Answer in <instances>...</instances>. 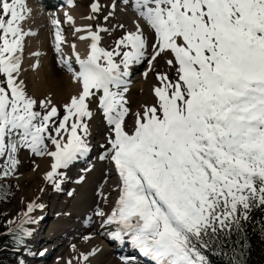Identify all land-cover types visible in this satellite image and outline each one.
Masks as SVG:
<instances>
[{
  "label": "snow or ice",
  "instance_id": "6c2138e0",
  "mask_svg": "<svg viewBox=\"0 0 264 264\" xmlns=\"http://www.w3.org/2000/svg\"><path fill=\"white\" fill-rule=\"evenodd\" d=\"M133 7L154 32L149 65L170 54L166 62L176 79L157 76L158 102L136 114L129 132L126 77L148 48L140 26L112 51L100 46L106 29L81 36L91 42L85 58L75 54L78 71L61 57L81 85L61 118L53 101L31 96L21 78L25 38L34 35L23 26L31 9L26 0H0L3 175L18 164V150L27 148L52 158L45 178L59 189V170L89 151L87 121L98 101L113 132L100 159L110 155L120 179L119 198L104 221L117 225L112 238H129L155 264H210L201 249L239 230L254 207H264V0H134ZM52 23L61 53L60 21ZM34 207L29 204L24 215Z\"/></svg>",
  "mask_w": 264,
  "mask_h": 264
},
{
  "label": "bare ground",
  "instance_id": "6f19581e",
  "mask_svg": "<svg viewBox=\"0 0 264 264\" xmlns=\"http://www.w3.org/2000/svg\"><path fill=\"white\" fill-rule=\"evenodd\" d=\"M40 2L43 4H48L49 0H40ZM95 3L101 4L99 0H95ZM133 4L134 0H127V2H125V0H113L108 4H101L100 10L98 11V15L100 16V23L99 26H97L96 31H98L99 29H106V32H109L112 30V28L115 27L117 29L121 28L130 32H134L136 31V26L139 25L148 42V48L146 52L147 54L148 51L152 49L151 46L154 43V32L153 30L151 31L150 29H148L149 33H145V31L143 30L145 29V24L141 22L140 24L135 20L134 17H141L134 10ZM76 5L77 0H74L72 5L62 6L60 12L58 11V8L54 9L53 7H50V9H48L49 12L45 10V16L38 15L39 20L36 19L35 21V24H37V22L39 23V21L42 20L43 25L38 26L37 28H34L33 26L30 29V32H35V37L33 38V47L35 48L34 53L41 54L40 57L44 53H47L49 55L48 48L49 43L51 42L50 39H48V31L50 30L53 43L52 53L53 56H55L56 26L53 25V19L51 18H58V20L60 21L59 28L61 29L62 35L64 37V42L61 44V53L59 57H55L56 60L55 62H53L55 63L54 65L57 69H54L51 64L53 57L52 55L51 57L50 55L46 58L42 57L43 63L41 66L43 67L41 68V71L43 69V71L45 70V73H47L48 85H50L57 91L66 89V87H64V84L61 88L58 89L52 86L53 82L55 81H57L56 83H59L60 81L64 82L63 79L56 78V75H54L55 73H59L65 78L61 68L66 66L60 63L61 57L69 60V62L73 64V68L78 71L79 65L75 63V54L79 53L81 58H85L87 53L84 52V49H86L87 52L88 49L85 47H89L90 45V42H88L87 46H83V44H81L82 47L79 48L78 45H75V50L73 51V47L66 44L67 28H71V31L73 32H76L75 29L77 28L82 29V31L80 32H87L88 27L92 26V19H89V22L85 23H80V21L75 19V16L77 19H81V16H79L80 13L78 14L77 10L75 9V7H77ZM117 5H121V7L118 6L119 8L116 9ZM107 6L111 10V12L109 11V14L104 13L102 10L105 7L108 8ZM68 16L72 17V22H69L67 20ZM105 17H107V19H105ZM68 23L70 24L69 27ZM121 25L123 27H121ZM71 52L73 56L71 55ZM38 56L34 55V57H32L30 55V57L33 58L34 61H38L40 59ZM162 58L163 56L158 57L155 61H152L151 66L148 64L145 67L144 64L142 73L137 78H134L132 74L134 73V70H137L139 68L138 65L140 63L133 64L129 68V76L131 75V77H126L128 84H126V87L128 90L124 94L128 98V103L132 102L138 95L141 96L137 106V113L141 114L146 106H154L156 105V102H158L157 97L154 93V89L159 85L153 84V82L150 81L149 78L153 76V71L156 67L155 65L159 61H162V65L164 64L163 68H165L169 74L171 73L172 67L167 64V59L164 60ZM145 73H147V75H145ZM67 77L68 81H65L64 83L70 84V92H75L76 89L78 90V86L81 87V85L74 79L71 73L69 76L67 75ZM138 80H141L140 85H133V83ZM43 85L44 83L41 84V90L43 89ZM66 92H68V89H66ZM134 93L138 94L136 95ZM134 111L135 110H133V112ZM136 114L133 113L135 117ZM96 115L97 114L95 113L94 116ZM91 124L92 125L90 130L92 132L96 128V124L94 122ZM88 145L89 151L87 152V154L90 152L91 147L90 143H88ZM102 145L103 144L98 143L97 147L101 148ZM53 150H55L54 147H52L49 151ZM87 154L76 159L71 165H69L67 169L59 170L62 175H60V178L58 179L55 178L59 183V189H57L51 182L52 190L54 192L51 196H49V198H51L49 200V203L52 202L54 206L52 207V209L49 206V208L51 209V213L44 216L42 226L40 228L38 227V233H36V235L34 236V240L38 242L36 244L37 250H39V254L43 253L42 256L44 257L43 259L38 260L36 263L127 264L128 262V264H139L136 263L138 261L143 264H155V262L151 260V258L138 255L137 252H139V250L131 244L129 238L125 237L123 240H115L112 238L111 234L117 231V225L104 224V221L107 219V216L111 214V211L115 207L116 201L119 198L120 180H116L119 178V175L115 169L114 162L111 161L110 157L103 160L94 159L93 161H90L91 153L89 155ZM52 162V158L48 155H45V158L41 160L40 164L35 168V170L33 169V172H31V174L28 176L29 178L26 177L27 179H25V182L29 183V185L31 184L28 194L26 192L24 193L26 194V196L29 195V197L34 200L36 199V197H40L45 189V186L47 185L45 177L46 174L51 171ZM77 162H81L79 164L81 167L83 165L85 166L86 164V166H88L91 163V167L95 166L92 171L93 174H90V177L87 180L82 181L81 183H79V181L75 179V175L81 172L80 166L75 169ZM110 162H113V169H111L110 167ZM117 189L118 196L116 193ZM97 210L103 211L105 215L103 217L98 216L96 214ZM51 220H56V222L50 225ZM113 242H115V246L111 245V243ZM126 246L127 250L125 249ZM125 250H130L129 253L133 252L134 255L124 254ZM84 255H88L87 261L83 260Z\"/></svg>",
  "mask_w": 264,
  "mask_h": 264
},
{
  "label": "rangeland",
  "instance_id": "374dc122",
  "mask_svg": "<svg viewBox=\"0 0 264 264\" xmlns=\"http://www.w3.org/2000/svg\"><path fill=\"white\" fill-rule=\"evenodd\" d=\"M99 1L101 4H108L109 2H111L113 0H109V1L108 0H99ZM26 2H27V7L31 9V12L27 18L28 20H26L24 22L23 26H24V29L26 31H30L31 27H33V26H34V28H37L38 26L43 25L41 19H40L41 21H39V23L37 22V24H35V21H36V19L39 20L38 15L45 16L46 15L45 10H47L49 12V10H48L49 8H48L47 4L41 3L40 0H26ZM93 4H95V0H77V5H76L77 7H75L78 14L80 13L79 16H81L80 17L81 19H79V18L77 19L76 16H75V19L80 21V23L89 22V17H91L92 26L90 25L91 27H88V29H87L88 31H96L97 26H99V23H100V16L98 15V12L93 13V11H92V5ZM101 4H99V7H101ZM118 6L121 7V5H117L116 9L119 8ZM102 10L104 13H107V14H109V11L111 12L109 7L108 8L105 7ZM47 11H46V13H47ZM134 18L137 22H139V23L141 22V23L145 24V26H144L145 29H143L145 31V33H149L148 29H150L152 31L150 26L147 25L146 21L143 18H137V17H134ZM51 19L58 20V18H54V17H52ZM93 23H94V25H93ZM69 26H70V24L68 23V27ZM88 31L87 32H73V31H71V28H67L66 44L70 45L71 47L73 45H78V48L82 47L81 44H83V46H87L88 42H91L90 39L89 40H81L80 37L86 36L88 34ZM128 32H130V31L125 30V29H121V28L117 29L115 27L112 28V30L109 32L103 31L100 33V36H101L100 46L105 48L108 51H112L116 48V42L119 39H121ZM48 33H49L48 39H50V42H51V43H49V48H48L49 50L48 51H49V55L51 57V55L53 56V53H52L53 43H52V37H51L50 30L48 31ZM34 37H35V32H34V35H30V36L25 38V48H24V53H23V65H22L23 72H22L21 78L25 81L28 93L31 96H33L34 98H36L38 101L44 100V99H51L53 101V104L55 106H57V108L59 109L60 117L62 118L64 115L63 106L66 103L70 102V98L72 96L77 95L80 92L81 87L78 86V90L76 89L75 92H70V89H69L70 84L64 83L65 81H68L67 75L69 76L71 73L67 70L66 67L61 68L65 78L59 73L54 74V75H56V78L63 79L64 82L60 81L59 83H56L57 81H55V82H53L52 86L58 89V88H61L64 84V87H66V89H68V92H66V89H61L60 91H57V90L53 89L50 85H48L47 73H45V70L43 71V69L41 71V68H43L41 66L43 63V58H46L49 55L47 53H44V54L42 53L43 55L40 57V55H41L40 54L38 56L40 58L39 59L40 61L35 60L36 62L34 61L33 58L30 57V55L32 57H34V55H32L34 53V49H35L33 47V45H34L33 38ZM85 48H87L89 51V47H85ZM127 50H129V49H122L121 51H127ZM152 51H153V49L148 51L144 61H142L138 65L139 68L137 70H134V73L132 74V76L134 78H137L138 76L141 75L144 64H145V67L149 64L148 61L151 57L150 54L152 53ZM44 52H45V50H44ZM84 52L87 53L86 49H84ZM59 55H60V53H57L55 50V56L52 57V62H51L54 69H57V68L55 67V65H54L55 63H53V62H55V60H56L55 57L58 58ZM71 55L73 56L72 52H71ZM162 56H163L162 59H164V60H166V59L168 60L169 58L170 59L172 58L170 54L162 55ZM120 59H121V57H116L117 62H119ZM37 62L39 64V67L33 68V65L37 64ZM163 65H162V61H159L158 63H156V65H155L156 67L153 71V76L149 78V80L152 81L153 84H157L160 86V81L157 79V76L161 75V74H167L170 77V79H172V80L176 79L175 69L172 67L171 68L172 71L169 74L168 71L165 68H163ZM71 75H73V74L71 73ZM129 77H131V75L128 76L127 78H129ZM140 81L141 80L134 82L133 85L139 86ZM42 83H44V85H43V89L41 90V88H42L41 84ZM67 86H68V88H67ZM134 94L137 95L138 93H134ZM124 97H125V100L128 101V98L126 97L125 94H124ZM140 98H141V96L138 95L132 102H129V103L127 102L125 105L129 109V111L131 112V113L128 112V114L129 113L130 114L127 115L125 118V127H126V130L129 132L132 131V127L134 128L136 117L133 115V113H135V114L137 113V106H138V102L140 101ZM156 104H157V102H156ZM90 109L93 113V116H92L91 120L87 121V123L89 124V135L87 136V143L91 144L90 161H93L94 159H100V157L102 155H104L107 152V150L110 148V144L108 143V141H109V138L113 136V132H112V126H110L107 123V120L104 116L103 111L98 106V101L93 102L90 105ZM37 110L42 111L39 108ZM133 110H135V111L133 112ZM95 113L97 114L96 116H94ZM142 113L143 112H141V114ZM93 122L96 124V126H95L96 130L94 129L95 131L93 130L91 132V130H90L91 125H92L91 123H93ZM90 135H91V137H90ZM46 143L48 145V150H50L52 147H54L50 141H46ZM98 143L103 144L101 146V148L97 147ZM109 157H110V155L107 156L106 158H109ZM43 158H45V155H37V154L33 153L30 149L20 148L18 150V152L16 153V159L18 160V164L15 166V168L13 170H11L9 172V174L7 176L3 175V172L7 169L4 167L2 161H0V177H2L3 179L6 178V180L10 182V186L12 187L11 199L0 206V217H1L2 221H4L6 223L7 227L10 230H14V232H16V231L22 232V233H24V237H25L24 238L25 239L24 240L25 246H22V248L19 249L20 257L16 261V264H37L36 262L38 260L44 258L41 254H39L40 253L39 250H37L36 244L38 242L36 240H34V236L36 235V233H38V227L40 228L42 226L44 216L49 215L51 213L52 207L54 206V204L52 202L49 203V200L51 199V198H49V196H51L54 192L52 190V184L50 181H48L46 179L47 185L45 186L43 193L40 195V197H36L35 200L32 199L31 197H29V195L26 196V194H24L25 192L28 194L30 187H31V184L29 185V183H26L25 179L29 178L28 176L31 174V172H33V169L35 170V168L40 164V162ZM77 163H76L75 169H77L80 166L79 164L81 162L78 164ZM112 164H113V162H110L111 169L114 168L112 166ZM86 165L85 166L83 165L82 167L80 166L81 172H79L75 175V177H76L75 179L78 180L79 183L87 180L90 177V174H93L92 171H93L95 166L91 167L92 163L88 166H86ZM56 178L57 179L60 178V175L57 176ZM116 180L119 181L120 179L118 178ZM116 193L118 196V189H117ZM29 204H34V205H36V207H34V209L31 213H28V215L25 216L24 214L28 212V205ZM49 206L51 209L49 208ZM113 207H114V205H113ZM97 212H98V210H97ZM52 214H53V212H52ZM54 222H56V220H51L50 225ZM25 233H28V234H25ZM113 243H111V245L115 246V242H113ZM126 248H127V246L125 247V249ZM126 250L124 251L125 252L124 254L134 255L133 252L129 253ZM137 254H139V253L137 252ZM136 263L143 264V263H140L138 261ZM127 264H128V262H127Z\"/></svg>",
  "mask_w": 264,
  "mask_h": 264
},
{
  "label": "trees",
  "instance_id": "16d2710c",
  "mask_svg": "<svg viewBox=\"0 0 264 264\" xmlns=\"http://www.w3.org/2000/svg\"><path fill=\"white\" fill-rule=\"evenodd\" d=\"M12 197V187L0 177V206ZM24 233L10 230L0 217V264H16ZM210 264H264V207H254L241 228L221 234L210 248L201 249Z\"/></svg>",
  "mask_w": 264,
  "mask_h": 264
}]
</instances>
